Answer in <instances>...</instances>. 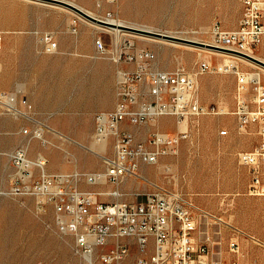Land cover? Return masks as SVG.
<instances>
[{"label":"rangeland","instance_id":"obj_1","mask_svg":"<svg viewBox=\"0 0 264 264\" xmlns=\"http://www.w3.org/2000/svg\"><path fill=\"white\" fill-rule=\"evenodd\" d=\"M76 2L100 20L120 19L135 27L184 33L209 42L212 23L218 21L233 29L242 16L241 0H101L100 6L98 0ZM64 10L31 0H0V92L13 94L19 110L0 111V264H90L75 252L72 235L59 231L51 205L40 212L35 196L11 190L16 169L9 155L19 148H26L33 161L42 156L50 174L103 172L100 155H113L112 137L95 146V117L114 109L117 72L132 70L134 64L111 60L109 51L120 35L98 29L90 20ZM46 33L58 44L54 53L45 50L42 37ZM131 33L135 32L120 37L137 48L153 51L154 67L160 70L172 71L181 65L195 73L201 59L213 64L228 60L200 49L143 40ZM98 39L103 41L105 53L98 51ZM251 53L264 61V39ZM232 61L242 72L264 73L263 67L251 61ZM197 83L201 103L215 105L225 113L188 117L182 124L174 116H159L141 125L124 123L122 128L132 132L138 142H148L155 132L170 136L185 132L187 138L176 145L175 153L161 156L157 163H140V177L121 180L120 200L134 201L135 194L157 185L178 191L211 215L264 237V197L247 194L248 172L238 162V154L252 150L258 136L253 127L247 133L238 130L236 77L209 73L199 75ZM145 89L142 85L143 94ZM143 94L138 97L139 104L148 99ZM39 127L42 139L33 135ZM76 186L96 192L116 188L108 181L89 185L84 178ZM101 200L113 201L115 197ZM222 233L220 248L225 250L224 226ZM137 255L132 247L130 259ZM252 259L264 264V250L251 247L245 251L242 261Z\"/></svg>","mask_w":264,"mask_h":264},{"label":"built area","instance_id":"obj_2","mask_svg":"<svg viewBox=\"0 0 264 264\" xmlns=\"http://www.w3.org/2000/svg\"><path fill=\"white\" fill-rule=\"evenodd\" d=\"M56 1L71 5L76 2ZM241 3L242 16L235 28L226 29L215 21L209 31L208 44L228 60L213 64L201 59L195 73L181 65L172 71L155 68L156 54L147 48H137L130 40H122L125 33L114 41L109 51L111 60L117 64H134V68L118 70L115 107L95 117L96 142L114 139L113 155H100L103 172L50 174L45 169L46 160L42 156L35 161L29 159L24 147L9 155L16 169L12 192L35 196L40 212L51 205L59 231L72 235L75 252L90 264L94 261L99 264H260L255 259L242 261L244 244L264 250V240L211 215L182 193L153 185L149 192L135 194L134 201H122L118 186L127 176L140 177V163H157L161 156L175 153L176 145L187 138L185 132L174 136L155 132L148 142H138L132 132L122 128L124 123L141 125L159 116H174L181 124L188 117L223 114L224 109L201 103L197 77L209 73L231 74L236 77L234 114L238 130L247 133L253 127L258 136L252 150L238 154V162L248 172L247 194L264 197V84L258 72H242L232 61L243 58L235 53L250 55L262 41L264 0H241ZM107 15L112 17L110 13ZM73 30L76 32L75 26ZM180 38L191 40L184 33ZM42 41L48 53L58 49L51 34H44ZM96 45L100 53H105L101 39ZM142 85L146 86L144 94ZM141 94L148 99L139 104ZM0 111L19 113L13 94L0 92ZM42 134L41 127L33 131L36 138L42 139ZM81 178L89 185L105 180L116 188L110 194L82 190L76 186ZM110 196L115 200H101ZM222 226L227 230L225 250L220 248ZM132 247L138 251L133 260L130 259Z\"/></svg>","mask_w":264,"mask_h":264},{"label":"bare ground","instance_id":"obj_3","mask_svg":"<svg viewBox=\"0 0 264 264\" xmlns=\"http://www.w3.org/2000/svg\"><path fill=\"white\" fill-rule=\"evenodd\" d=\"M31 1H35V2H38V3H41V4H45V5H49V6H52V7H58L61 8V9H65L69 12H73L71 11L70 9L66 8V7H63L61 5H57V4H53V3H49V2H44V1H40V0H31ZM73 6L77 7L78 9L82 10L83 12L87 13L88 15L92 16V17H96L97 15L94 14L92 11L88 10L87 8L83 7L81 4H79L78 2H74L72 3ZM64 10V11H65ZM66 11V12H67ZM75 13V12H74ZM72 14V13H71ZM77 14V13H76ZM82 17V16H81ZM84 18V17H83ZM102 18V17H101ZM87 20V19H86ZM102 20H104L105 22L109 23L110 25L112 26H103V25H100L98 23H95V26H97L98 29H106L108 30L109 32L111 33H114L117 37L119 35H121V33H129L127 32L126 30H123L121 29V27H133V28H140V27H135L134 24L133 26L131 24H129L128 22L124 21V20H120V19H108V18H102ZM94 26V27H95ZM105 27V28H104ZM140 29H144V30H149V31H152L154 29L152 28H149V27H143V28H140ZM131 34H135L136 36V33H131ZM167 34L169 36H172V37H179L180 38V34L178 33H175V32H167ZM141 39L143 40H147V41H160V43H166L167 44H170L174 47H180L181 45L184 46V47H187V48H190V49H200V50H204L206 51L207 53H212V54H215V55H222V53H219V52H215L213 51L212 49H209V48H206V47H200V46H197V45H190V44H185V43H181V42H178V41H174V40H167V39H163V38H156V37H153V36H146V35H142V34H138ZM119 38V37H118ZM191 40L193 41H197V42H202V43H205V44H208L209 43V40L208 41H203L199 38H195V37H192L190 38ZM185 49V48H184ZM251 56H254L252 53H250ZM224 57V56H223ZM240 59H244V58H240ZM244 60H247V59H244ZM249 62V60H248ZM182 124V123H181ZM93 151V150H92ZM96 152V151H95ZM78 173V172H77ZM105 181V180H103ZM105 194H110L111 192H103Z\"/></svg>","mask_w":264,"mask_h":264},{"label":"water","instance_id":"obj_4","mask_svg":"<svg viewBox=\"0 0 264 264\" xmlns=\"http://www.w3.org/2000/svg\"><path fill=\"white\" fill-rule=\"evenodd\" d=\"M40 1H44V2H49V3H54V4H58V5H61L63 7H66L68 9H70L71 11L77 13L78 15L90 20L91 22H95V23H98L100 25H103V26H112L110 25L109 23L103 21V20H100V19H97L95 17H92L90 15H88L87 13L83 12L82 10L78 9L77 7L71 5V4H68V3H64V2H61V1H56V0H40ZM121 29H125L126 31H130V32H135L137 34H142V35H146V36H153V37H156V38H163V39H167V40H174V41H178V42H183V43H188V44H193V45H197V46H200V47H206V48H209V49H212L213 47L209 44H205V43H202V42H196V41H192V40H185V39H181V38H177V37H172V36H169L168 34H164V33H159V32H155V31H149V30H144V29H139V28H133V27H121ZM241 57H243L244 59H247L261 67L264 68V61L260 60V59H257L251 55H248V54H244V53H235Z\"/></svg>","mask_w":264,"mask_h":264},{"label":"crops","instance_id":"obj_5","mask_svg":"<svg viewBox=\"0 0 264 264\" xmlns=\"http://www.w3.org/2000/svg\"><path fill=\"white\" fill-rule=\"evenodd\" d=\"M263 39H264V37H263ZM262 39V40H263ZM262 43V41L260 42V44ZM259 44V45H260ZM260 74V73H259ZM260 77H261V81H262V83L264 84V73L261 75L260 74ZM95 143V146L97 147V142H94ZM99 152V151H98ZM103 182H105V181H103ZM84 189V188H83ZM102 192H110V191H102ZM237 227V226H236ZM238 228H240V229H242V230H244V231H246V232H248V233H250L249 231H247V230H245L243 227H238ZM251 234H253V233H251ZM253 235H255V236H257L258 238H260V239H262V240H264V237L263 236H261V235H257V234H253ZM252 246H250V245H248V244H244V250L245 251H247L249 248H251ZM253 248V247H252ZM260 264H261V261H260Z\"/></svg>","mask_w":264,"mask_h":264}]
</instances>
